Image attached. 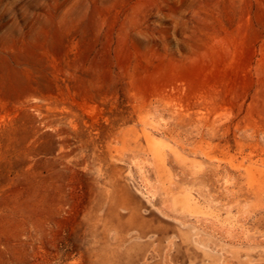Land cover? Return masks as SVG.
Wrapping results in <instances>:
<instances>
[{
	"label": "rangeland",
	"instance_id": "obj_1",
	"mask_svg": "<svg viewBox=\"0 0 264 264\" xmlns=\"http://www.w3.org/2000/svg\"><path fill=\"white\" fill-rule=\"evenodd\" d=\"M0 264H264V0H0Z\"/></svg>",
	"mask_w": 264,
	"mask_h": 264
}]
</instances>
